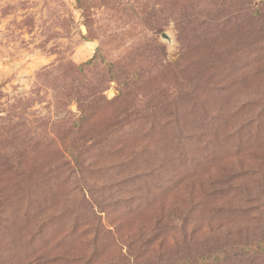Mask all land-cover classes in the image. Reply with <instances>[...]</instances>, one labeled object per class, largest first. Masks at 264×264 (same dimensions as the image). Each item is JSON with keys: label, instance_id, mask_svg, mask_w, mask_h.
I'll list each match as a JSON object with an SVG mask.
<instances>
[{"label": "rangeland", "instance_id": "rangeland-1", "mask_svg": "<svg viewBox=\"0 0 264 264\" xmlns=\"http://www.w3.org/2000/svg\"><path fill=\"white\" fill-rule=\"evenodd\" d=\"M0 264H264V0H0Z\"/></svg>", "mask_w": 264, "mask_h": 264}, {"label": "water", "instance_id": "water-1", "mask_svg": "<svg viewBox=\"0 0 264 264\" xmlns=\"http://www.w3.org/2000/svg\"><path fill=\"white\" fill-rule=\"evenodd\" d=\"M162 38L165 39V40H170V37L167 33H163L162 34Z\"/></svg>", "mask_w": 264, "mask_h": 264}]
</instances>
